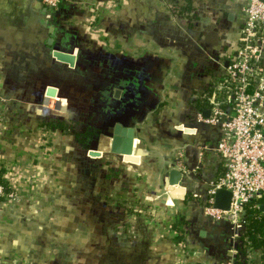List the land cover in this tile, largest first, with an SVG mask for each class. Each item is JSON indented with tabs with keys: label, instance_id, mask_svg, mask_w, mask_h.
<instances>
[{
	"label": "crops",
	"instance_id": "obj_1",
	"mask_svg": "<svg viewBox=\"0 0 264 264\" xmlns=\"http://www.w3.org/2000/svg\"><path fill=\"white\" fill-rule=\"evenodd\" d=\"M78 1L63 4L69 14L62 22L78 38L63 47L53 34L58 18L42 0H0V167L21 189L19 203H0V264H225L228 225L203 213L206 184L221 171L216 133L193 114L236 45L244 3L90 0L98 5L89 10ZM56 46L75 55L73 67L54 62ZM82 50L97 57L92 75L76 71L85 67ZM108 58L126 64L105 74ZM119 71L135 83L120 98L137 111L129 118L136 163L109 153L105 135L101 155L90 157L72 135L41 125L55 118L97 132L121 117L124 105H115L113 93L125 84L110 75ZM104 80L114 83L111 113L100 102ZM178 151L187 169L183 199L165 186ZM105 165L118 173L102 177Z\"/></svg>",
	"mask_w": 264,
	"mask_h": 264
},
{
	"label": "built area",
	"instance_id": "obj_2",
	"mask_svg": "<svg viewBox=\"0 0 264 264\" xmlns=\"http://www.w3.org/2000/svg\"><path fill=\"white\" fill-rule=\"evenodd\" d=\"M50 10H58L71 0H42ZM244 3L242 20L236 45L230 49L228 63L219 62L223 69L213 75L212 88L202 95L195 107V122L216 133L214 145L221 171L210 180L203 196V213L211 220L228 225L229 237L225 264H235L238 254L239 235L246 223L245 208L250 200L264 199V0H241ZM89 10L98 5L90 0H79ZM203 108L208 109L206 116ZM199 130L198 127H195ZM195 141L192 145L198 158L205 157L206 147ZM184 156L178 151L172 166L185 174ZM223 188L231 193L228 210L213 206L216 189ZM12 189L0 184V199L19 200ZM259 207V204L256 203ZM243 258L248 264H258L263 250L253 247L244 238ZM260 252V253H259Z\"/></svg>",
	"mask_w": 264,
	"mask_h": 264
},
{
	"label": "trees",
	"instance_id": "obj_3",
	"mask_svg": "<svg viewBox=\"0 0 264 264\" xmlns=\"http://www.w3.org/2000/svg\"><path fill=\"white\" fill-rule=\"evenodd\" d=\"M188 5L190 0H187ZM68 7L65 5L61 6L58 10L50 11L52 12L51 15L54 17H57L58 20L55 23L53 34L56 36V41L60 43L63 47L65 46H72L74 44V40L76 42L78 41V38L75 37V33H73V30L67 26H64L62 20H64L65 17L68 16L69 10H67ZM76 38V39H75ZM72 43V44H71ZM67 49V48H66ZM82 54L79 55V58L83 61V64L85 67L83 69L79 68V66L76 67V71L80 73H84L85 75H92L93 71L91 67L94 66L96 63L97 57L90 56L87 52L82 50ZM103 60V59H102ZM108 63V69L105 72L107 74L109 71H117L119 68V65H124L126 63L122 61H116L114 63H111V59H107ZM215 68V66H214ZM80 69V70H79ZM130 71V74H133L132 69L128 70ZM85 78L84 76L81 77V79ZM80 79V78H79ZM80 79V80H81ZM86 80V78H85ZM87 81V80H86ZM82 82V80H81ZM112 82H108L107 80L103 81V90L106 94V97L102 96L100 93V102L102 103V111L104 110L107 113H111L113 110V101L111 100V92L113 84ZM92 83H87V88L91 86ZM107 85V86H106ZM199 104V103H198ZM200 105V104H199ZM158 111V106L154 105V112ZM107 120V118H103ZM41 125L46 127L47 129H54V130H60L66 134L72 135L76 141H78L80 144L86 145L91 137H94L96 135L95 129H89L84 127H78V125L73 124L71 122H66L59 119H51L46 122H42ZM116 173H118L115 169L109 167L108 165L104 166V169L102 170L101 174L104 178H111ZM0 184L7 186L8 188H14L13 186H9L8 180L4 176V169L0 167ZM3 203L4 201L0 199V203ZM256 203L263 204L264 207V199L256 201V200H250L245 208V220L246 223L244 224V227L242 228V231L239 235V242L237 243L238 248V254L235 264H248V260L243 258V254L245 253V247H244V238H248L253 247L255 248H263L264 247V212L260 211L258 206H256ZM182 229H178L177 237L178 239H183Z\"/></svg>",
	"mask_w": 264,
	"mask_h": 264
},
{
	"label": "water",
	"instance_id": "obj_4",
	"mask_svg": "<svg viewBox=\"0 0 264 264\" xmlns=\"http://www.w3.org/2000/svg\"><path fill=\"white\" fill-rule=\"evenodd\" d=\"M209 41H214L212 39L211 34H208L206 37ZM51 39H48L47 42L50 43ZM52 56L54 58V62L57 63H65L69 65L70 67H73L75 65V55L70 52H65L61 50L58 46L54 48L52 51ZM207 60V55H206ZM228 63V60H226L225 64ZM190 65V62L188 63ZM216 67V65H214ZM113 77H116L118 79L123 80L125 86L120 89H115L113 96L115 105L117 107H120L122 104L124 105V111L121 114V117L116 118H110L107 123H101V127L99 128V131L96 132V135L94 137H91L88 141L87 145V154L90 157H98L101 155V152L97 148V142L99 135H105L110 139L109 143V153L118 155L121 157V159L124 162H131L136 163L138 161V156L134 154V141L136 136L135 128L131 125V121L129 118H131L134 114H136L137 111H133L132 108H134V104L131 100L120 98V93L123 90L126 94L128 93V90L130 89V85H135L134 82H132L129 79V74L124 71H119L117 73H111ZM190 76L187 77V80L189 81ZM146 79V77H145ZM98 85H93L92 89L96 90ZM100 107V104L95 102V105L92 106V109L95 111V113L98 112V108ZM128 110L130 112H128ZM208 113V109H203L202 114L206 116ZM132 115V116H131ZM126 124V125H124ZM100 126V125H99ZM105 127V128H104ZM107 127H110L111 131L107 130ZM190 152L187 153V157L189 158ZM196 161V160H195ZM181 171L175 168H172L169 172V178L165 181V186L167 188L168 194L175 199H183L184 197V189L180 185V177H181ZM231 199V193L223 188H218L215 191L214 194V200H213V206L220 210H228L229 209V203ZM259 210L264 211V207L262 204L259 205ZM210 250H213V247H209ZM226 247L221 248V254L227 260L226 255Z\"/></svg>",
	"mask_w": 264,
	"mask_h": 264
},
{
	"label": "rangeland",
	"instance_id": "obj_5",
	"mask_svg": "<svg viewBox=\"0 0 264 264\" xmlns=\"http://www.w3.org/2000/svg\"><path fill=\"white\" fill-rule=\"evenodd\" d=\"M8 180V179H7ZM9 186H13L14 188H8V189H12L14 192H18L19 194L17 195V198H19V200H15V202H13V201H10V204H13V203H19L20 202V200H21V194H20V192H21V189L20 188H18V187H16V186H14V185H12L11 183H9ZM20 191V192H19ZM4 202H7V201H4Z\"/></svg>",
	"mask_w": 264,
	"mask_h": 264
},
{
	"label": "flooded vegetation",
	"instance_id": "obj_6",
	"mask_svg": "<svg viewBox=\"0 0 264 264\" xmlns=\"http://www.w3.org/2000/svg\"><path fill=\"white\" fill-rule=\"evenodd\" d=\"M237 29L239 30V24H237ZM210 65V64H209ZM211 67H212V64L210 65ZM214 66V65H213ZM212 70H213V68H212ZM205 105V103L204 102H202L200 105L199 104H197V107L199 108H201V107H203ZM203 109H207V108H203Z\"/></svg>",
	"mask_w": 264,
	"mask_h": 264
}]
</instances>
